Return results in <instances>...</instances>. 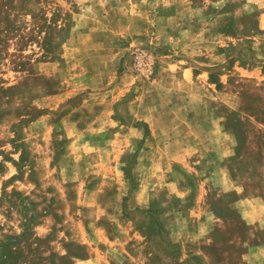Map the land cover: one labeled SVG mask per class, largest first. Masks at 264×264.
<instances>
[{"label": "rangeland", "instance_id": "obj_1", "mask_svg": "<svg viewBox=\"0 0 264 264\" xmlns=\"http://www.w3.org/2000/svg\"><path fill=\"white\" fill-rule=\"evenodd\" d=\"M183 2L207 143L158 140L192 112L162 98L174 48L115 27L127 0H0V264H264V0Z\"/></svg>", "mask_w": 264, "mask_h": 264}, {"label": "crops", "instance_id": "obj_2", "mask_svg": "<svg viewBox=\"0 0 264 264\" xmlns=\"http://www.w3.org/2000/svg\"><path fill=\"white\" fill-rule=\"evenodd\" d=\"M127 2L125 16L119 14L122 12L121 5L116 6L117 26L115 27L119 31L123 27L124 31L131 35L138 32L154 35L151 37V43L165 42L174 48L175 53L173 55H166V58L169 59V61H166L169 65V71L166 72L169 73L170 80L167 81V78H164L165 75H163L162 80L165 84L162 91L164 97L162 98L165 101L164 103H167V100L171 102V97L179 98V101L174 105L177 108L174 109L192 112H188L186 115L185 120L181 123L182 129L180 131L172 137L162 138L158 135V140L193 143L211 142L212 127L215 121L212 115L211 99L215 89L208 82L210 71L190 60H202V58H196L193 53H198L196 51L199 49L203 52V49L209 48L212 43L206 37L205 26L194 28L193 25L183 24L185 18L182 14V7L185 5L183 0H167V2L166 0H127ZM172 7L174 10L170 11ZM166 10H168V13H166ZM194 31H197L196 37H193ZM202 64H207V62H202ZM171 65H174V68L170 69ZM119 88H121V91L127 90L121 85ZM115 91L116 89H113V93ZM128 104L132 107L137 105L134 101H130ZM126 107L130 113L136 115V109L129 107V105H126ZM162 109L164 110L165 119H169L171 115L165 113V111L172 110L171 105L164 104ZM163 114H159L158 118L161 119ZM157 116L151 117L154 123L158 120ZM145 121L150 122L149 119ZM205 149L207 150V147ZM196 150L199 152L202 149ZM197 151L196 153H198ZM198 154L201 156V153ZM204 154V157L209 160L212 158L211 155Z\"/></svg>", "mask_w": 264, "mask_h": 264}, {"label": "built area", "instance_id": "obj_3", "mask_svg": "<svg viewBox=\"0 0 264 264\" xmlns=\"http://www.w3.org/2000/svg\"><path fill=\"white\" fill-rule=\"evenodd\" d=\"M134 61L136 70H138L139 72L144 73L151 70V63L149 61L148 54L145 51H136L134 55Z\"/></svg>", "mask_w": 264, "mask_h": 264}, {"label": "trees", "instance_id": "obj_4", "mask_svg": "<svg viewBox=\"0 0 264 264\" xmlns=\"http://www.w3.org/2000/svg\"><path fill=\"white\" fill-rule=\"evenodd\" d=\"M13 177H15V176H13ZM150 226H151V224H150ZM24 233L27 234L26 229H25ZM19 237H20L19 235H10L8 237V241H4L0 244V263L5 262L6 260H8L9 258L12 257L14 251H12L10 243L12 240L18 239Z\"/></svg>", "mask_w": 264, "mask_h": 264}]
</instances>
